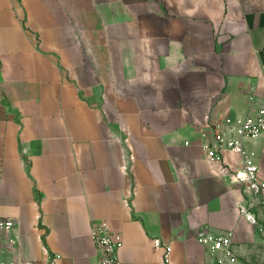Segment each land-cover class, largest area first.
<instances>
[{
  "label": "crops",
  "instance_id": "0c3cea01",
  "mask_svg": "<svg viewBox=\"0 0 264 264\" xmlns=\"http://www.w3.org/2000/svg\"><path fill=\"white\" fill-rule=\"evenodd\" d=\"M252 107L264 0H0V218L18 224L0 231V264H98L102 220L123 264H164L158 239L173 264H214L202 229L264 264L228 177L241 157L211 162L197 143ZM245 146L264 180V137Z\"/></svg>",
  "mask_w": 264,
  "mask_h": 264
},
{
  "label": "built area",
  "instance_id": "2783aa9c",
  "mask_svg": "<svg viewBox=\"0 0 264 264\" xmlns=\"http://www.w3.org/2000/svg\"><path fill=\"white\" fill-rule=\"evenodd\" d=\"M253 101V97L251 98ZM264 137V107L250 109L246 116L221 117L209 120L198 136V145L211 162L223 161L227 152L236 153L241 157V167L230 172L228 177L242 191V202L238 212L244 217L256 232H264V180L259 176V167L255 162V153L245 146V141ZM191 142L186 141L189 145ZM18 228L12 218H0V231L13 232ZM92 239L99 254L98 264H123L119 257L123 239L119 232L113 231L104 220L94 221L91 229ZM197 240L215 256L214 264H241L233 248V234H216L208 229L200 230ZM18 235L9 238V244H15ZM155 248L163 249L164 264H173L172 247L161 240L154 241ZM60 254L51 256L47 264H59ZM1 264H16L15 261H2Z\"/></svg>",
  "mask_w": 264,
  "mask_h": 264
}]
</instances>
